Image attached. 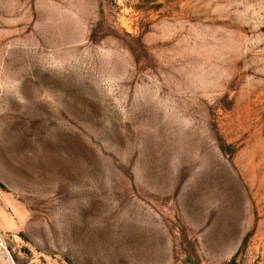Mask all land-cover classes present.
<instances>
[{"label": "rangeland", "instance_id": "obj_1", "mask_svg": "<svg viewBox=\"0 0 264 264\" xmlns=\"http://www.w3.org/2000/svg\"><path fill=\"white\" fill-rule=\"evenodd\" d=\"M0 264H264V0H0Z\"/></svg>", "mask_w": 264, "mask_h": 264}]
</instances>
